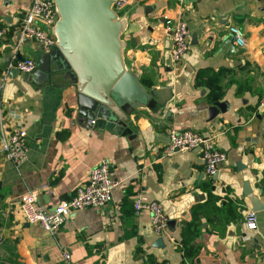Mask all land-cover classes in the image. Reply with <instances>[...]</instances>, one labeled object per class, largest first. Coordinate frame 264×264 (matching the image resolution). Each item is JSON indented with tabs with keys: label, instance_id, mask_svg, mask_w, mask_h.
<instances>
[{
	"label": "crops",
	"instance_id": "0c3cea01",
	"mask_svg": "<svg viewBox=\"0 0 264 264\" xmlns=\"http://www.w3.org/2000/svg\"><path fill=\"white\" fill-rule=\"evenodd\" d=\"M29 3L0 0V109L7 132L25 129L28 149L17 167L0 154L7 221L1 236L14 244L11 264H68L65 251L69 264H264V209L253 211L250 200L264 207V110L257 109L264 93V0H126L113 6V43L106 40L100 51L87 31L70 30L59 46L69 68L53 56L41 83L20 72L6 76ZM166 19L188 27L190 48L179 63L171 56ZM232 25L243 31V46L232 40ZM43 53L24 40L16 58L36 62ZM110 63L135 75L145 91L164 88L169 97L149 106L125 96L120 112L130 133L89 127L77 117L80 87L101 94L111 88ZM215 101L226 106L210 118ZM172 126L215 136L225 156L216 178L205 173L199 149L164 155ZM103 158L117 181L105 207L78 209L55 234L23 220L25 193L36 191L37 202L52 208L72 197ZM138 195L160 202L173 221L161 235L162 249L152 245L160 235L150 214H135ZM250 211L254 230L245 226Z\"/></svg>",
	"mask_w": 264,
	"mask_h": 264
},
{
	"label": "built area",
	"instance_id": "2783aa9c",
	"mask_svg": "<svg viewBox=\"0 0 264 264\" xmlns=\"http://www.w3.org/2000/svg\"><path fill=\"white\" fill-rule=\"evenodd\" d=\"M126 0H114L116 8L122 7ZM56 9L54 0H30L29 7L20 20L19 34L16 40L14 53L8 62L6 76L11 68H17L22 74H29L35 67V60L30 57L16 58L18 48L24 40L31 41L42 52H50L55 44L56 37L53 27L56 22ZM166 29L171 35V56L175 63H179L187 55L190 42L188 27L184 21L166 19ZM232 40L238 46L244 45V33L236 26L229 27ZM5 29H0V38ZM2 86V85H1ZM257 109L264 110V93L261 95ZM3 112L0 109V154L11 161L16 167L27 157L25 142L26 131L17 127L7 132L3 123ZM93 123L94 121L91 120ZM168 143L164 148V155L172 156L178 152L199 149L205 163V173L213 176L225 156L215 145L214 135H203L189 129L169 127L167 130ZM110 162L101 159L89 169L87 180L76 188L74 195L68 199L60 200L54 207L48 208L37 202L36 191L24 194L20 203V213L24 221L38 224L50 234H55L64 220L78 209L85 207L103 208L112 198V189L117 184L111 175ZM135 214L146 211L150 214L151 224L158 235H163L168 229L169 218L162 204L158 201H148L141 196L133 198ZM247 229H256V213L250 211L245 219ZM69 264V254L63 253Z\"/></svg>",
	"mask_w": 264,
	"mask_h": 264
},
{
	"label": "water",
	"instance_id": "95a60500",
	"mask_svg": "<svg viewBox=\"0 0 264 264\" xmlns=\"http://www.w3.org/2000/svg\"><path fill=\"white\" fill-rule=\"evenodd\" d=\"M55 7L58 9L59 15L53 27V33L56 37V45L50 52L43 53L39 60L36 61L35 67L29 73L31 80L35 83H41L47 79L50 72V61L53 56L56 57L63 67L69 68L63 59L60 47L67 43V35L69 31L74 29L85 30L94 37L100 44V51H103V44L106 40L113 43L115 36V24L117 15L113 9L114 0H54ZM69 37V35H68ZM60 46V47H59ZM18 59L22 57L18 56ZM110 63V70L115 76L112 79L111 88H106L98 93L86 86L80 87L76 94L77 117L79 121H84L89 127H99L114 130L116 133H130L131 129L126 125L127 117L121 113L124 110L125 96L136 97L139 101H147L149 106L158 103L163 105L169 97H163L162 93L166 92L164 88H152L145 91L140 87L137 77L128 71L116 70ZM70 74L71 71H68ZM10 73L16 75L17 68H11ZM169 94V93H168ZM109 96L113 100V104L109 101ZM154 97H156L154 99ZM132 101V100H130ZM117 105L118 109L115 107ZM226 104L221 101H215L209 107V117L213 118L217 111L224 110ZM91 120L94 122L92 123ZM217 172L212 176L216 178ZM247 190V191H246ZM244 194L250 195L249 189L244 190ZM252 210H263L262 203L256 197H250ZM173 221H168V225H172ZM157 248H164L163 238L158 237L152 244Z\"/></svg>",
	"mask_w": 264,
	"mask_h": 264
},
{
	"label": "trees",
	"instance_id": "16d2710c",
	"mask_svg": "<svg viewBox=\"0 0 264 264\" xmlns=\"http://www.w3.org/2000/svg\"><path fill=\"white\" fill-rule=\"evenodd\" d=\"M0 194H1V191H0ZM0 211H1V206H0ZM2 224L5 226V223L2 221V214H0V235H1V230H2L1 229ZM5 249H6L5 251H7V256L5 259L0 258V264H11L13 262V257L16 255L13 242L10 243V246H6Z\"/></svg>",
	"mask_w": 264,
	"mask_h": 264
},
{
	"label": "rangeland",
	"instance_id": "374dc122",
	"mask_svg": "<svg viewBox=\"0 0 264 264\" xmlns=\"http://www.w3.org/2000/svg\"><path fill=\"white\" fill-rule=\"evenodd\" d=\"M0 214H2V221L5 223V226L7 225V221L5 220V215L2 211H0ZM3 224L1 225V229L5 227ZM2 231V230H1ZM10 241H7L6 239H3V237L0 235V258L5 259L7 256V251H5L6 246H10Z\"/></svg>",
	"mask_w": 264,
	"mask_h": 264
}]
</instances>
